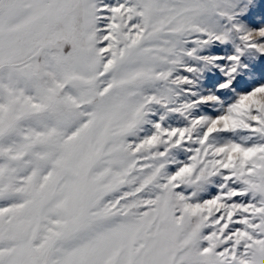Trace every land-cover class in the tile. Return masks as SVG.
Listing matches in <instances>:
<instances>
[{"label":"rangeland","instance_id":"obj_1","mask_svg":"<svg viewBox=\"0 0 264 264\" xmlns=\"http://www.w3.org/2000/svg\"><path fill=\"white\" fill-rule=\"evenodd\" d=\"M0 264H264V0H0Z\"/></svg>","mask_w":264,"mask_h":264}]
</instances>
